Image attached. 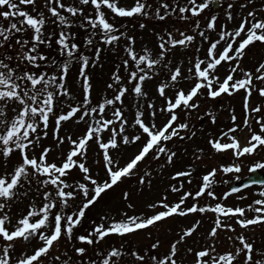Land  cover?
<instances>
[{
  "label": "snow or ice",
  "instance_id": "6c2138e0",
  "mask_svg": "<svg viewBox=\"0 0 264 264\" xmlns=\"http://www.w3.org/2000/svg\"><path fill=\"white\" fill-rule=\"evenodd\" d=\"M43 2L48 8V12L55 18L52 21L53 23L58 20L61 25L71 27L75 21L64 14V11H66L71 17L83 15L82 26L91 27L93 30L100 28L102 32L100 39L106 44L111 45L114 42H118L122 36L126 37L130 42L125 48L129 58L123 60L124 70L127 73V81L125 82V78L120 75V70L117 69L113 74V82L109 85L110 88L116 89L114 96L111 99L105 98L101 102H98L96 106H92L93 84L91 83L90 76L85 71L90 61L87 55H81L79 57L82 61L80 75L83 77L82 88L84 98L76 102L74 106H71L67 112L58 113L56 111L57 104L62 99L72 97L71 90L66 86L69 74L68 62L61 65L60 75L57 76L56 73L49 74L47 71H21L15 67H10L3 60H0V129H2L0 130V155L7 160L15 151H19L21 156V162L13 168L11 173L5 172L3 175H0V199L4 201L0 202V213H3V210L8 206L7 201L19 198L18 189L21 186L22 180L31 184L30 176L36 178L42 187L50 184L55 189L54 192L52 190H45L43 192L45 200L43 205L39 207L35 204L30 205L27 215L18 220L14 230H10L6 226V222L11 224V218L7 213L0 215V237L7 242L0 245V264H10L11 256L9 250L13 248L12 242L14 240L22 238L24 241H28L30 237L36 236L44 242L43 246L37 248L32 255L17 259L16 264H33V262L39 264L40 257L47 255L54 243L60 240L62 234L71 239L74 228L81 224L85 216V210L93 205L102 193L117 185L123 177L133 175L134 169L150 153H154L157 158L160 155H164L171 162L176 153L167 147L166 142L170 141L173 137H178L181 130L189 128L187 121L179 122L178 110L181 108L197 109L199 101L195 98L198 95L204 94L202 90H206L208 96L215 98L221 94H230L239 89H245L244 108L248 110V114L245 117L244 125L249 127L250 131L251 114L264 111V106L261 105L250 107L253 82L251 70L246 73L244 79L234 80V73L240 66L239 61L245 55V49L255 41L264 42V19L250 22L248 17H244L238 28L230 31H221L219 39L210 41L207 56L204 59L197 57L193 66L187 69L188 75L185 76L182 70L183 62L181 61L173 67L172 61L167 59V56L170 48H175L176 46L187 48L191 46L192 42L196 40L195 35L180 32L181 38L177 39L169 32L167 33V39L164 37L159 38L160 51L158 53L154 55L151 49L144 48L141 54L135 50V38L128 36L127 33L118 32L117 26L106 18L105 12L102 10V6H107L108 9L122 17H131L136 14L149 15L146 9H150L152 5L148 4L146 0L145 2L136 0L134 6L130 8L119 6L117 0H80L81 5L91 3L95 7V16L86 15L84 7H78L73 3H65V0H43ZM212 2L213 0H203L202 3H197V0H188L187 4L179 7V12H190L193 16H198ZM21 5L33 6V11H36V0H19V2H16V0H0V6H5L7 9L0 10V17L10 21L7 27L3 23H0V37H3V39H0V45L9 39L13 32L25 33L31 29V48L24 53L23 58L39 68L42 62L48 60V57L38 50L39 46L41 44L51 46V37L56 36V33H50L46 36L45 25L49 21L45 14L37 12L33 15L32 12L28 11L27 8H22ZM160 6L166 10L164 16L168 15V11H175L167 0H162ZM228 7L232 8L233 5L229 4ZM156 14H160L159 7L156 8ZM226 15L229 20L233 18L231 11L227 12ZM248 16L254 17L255 11L250 12ZM161 19H163V16H161ZM216 20L217 17L212 16L207 23V28L214 29L216 27ZM84 21H87V23H84ZM141 27H144V25L141 24ZM194 27L199 29V20L196 21ZM223 27L226 28L227 26ZM95 35L96 32L93 31L87 37L89 44L93 42L92 37ZM199 35L203 39H208L204 31H200ZM74 36L75 33H65V31L61 30L57 38V43L61 46L59 50L61 52L66 51L67 56L71 59H76L74 53L80 47L79 44L70 40V37ZM221 41L224 42L225 46L222 51L217 52V46ZM16 42L21 45L22 49L30 43L28 39L19 38ZM234 45L237 46L234 48ZM96 57L97 59L99 58V49L96 52ZM234 60L236 61L235 65H230L231 70L221 80L215 74L217 66L221 65L222 61ZM161 69H168L169 73L168 79L157 85V92L166 101V105L160 108V111L167 113V121L160 127H157L155 123L156 105L150 101L149 109L152 119L148 122L145 121L143 118L144 111L141 106L137 108L135 119L129 125L122 111L125 96L127 94H134L137 98H147L148 93L144 91V83L146 80L159 75ZM256 72L258 75L255 76V79L264 80V63L259 64ZM193 77L196 78L194 85L185 91L180 86L181 81L192 79ZM230 81H233V83L230 84ZM129 84L132 85L131 88H129ZM214 84L217 86L214 87ZM53 86H55V90ZM169 88L175 90L174 97L168 95L167 90ZM258 92L261 96H264V88H259ZM117 103L121 107H116ZM10 105L13 106L11 111L14 113L11 118L8 115ZM109 106L114 108L112 118H105V112ZM77 114H79V121L86 123L92 121L93 123H89L83 136L77 139H72L71 136H60L62 122L77 117ZM52 119L55 120L53 133L58 138L57 144H63L65 139H67L72 145L66 158L60 164L48 159L49 153L53 150L51 145L44 147L39 157L29 154L30 152H34L42 136H48L47 130ZM212 119L215 121V116H212ZM231 119L233 121L237 119L235 114L232 115ZM116 121H119L118 126L116 125ZM256 122L260 124L261 130L264 131V116H257ZM129 127L134 130V134H128ZM239 127V124H234L227 132L222 133V136H230L231 142L222 143L220 139H214L211 141L213 147L217 151L233 149L236 156H241L245 153H252L258 145L264 146V136L253 132L248 144L242 147L239 140L231 135ZM105 130L109 134L107 140L102 136ZM192 135H195V133L193 132ZM142 138H144V142L138 152L123 167H118L119 162L113 159L110 149H117L121 144H134L141 141ZM93 140L103 150L102 159L109 176V179L102 182L98 181L91 174V169L86 166L89 143ZM221 167L226 173L233 172L234 170L236 172L240 171V166L235 164L230 166L222 165ZM257 168H264V163L253 165L250 170L254 171ZM76 169L82 173L87 181L75 184V189H78L79 192L73 189V185L67 182V177ZM216 171V169H212L203 177V184L195 192V197H201L205 193L210 197H215V192L211 190V186L215 181L210 178L215 177ZM189 174V172L176 173L177 176ZM41 176L44 179H39ZM236 179L239 180L240 177L236 176ZM141 182H144L143 177L141 178ZM251 183L264 184V180L250 181L249 184ZM89 184L92 185L91 196L89 194ZM249 184L232 187L228 192L223 194L224 198H227L232 193L239 192L241 188L248 187ZM172 187L174 191H179L174 185ZM181 187H183L182 184ZM78 195H82L84 198V202L78 211H73L70 215L64 212V208L69 206V198L75 199ZM127 195L125 193L126 197ZM261 195H264V191L261 192ZM192 196L193 193L185 192L178 202L172 204H168L166 199L160 200L149 207L155 209L158 206H162L163 210L157 211L151 216H127L125 214L124 219H113L107 227L103 223L96 225L92 230L95 233V238L89 233L87 235H79L77 239L85 241L88 244H94L98 240H103L109 234H119L121 236L131 234L155 225L157 222H161L172 215L183 216L190 213L212 211L217 214L214 226L209 232V236L213 238L212 243L196 253L194 264H241V254H243L242 264H264V248H257L242 233L236 236L235 239L231 236L228 237L233 244L236 241L240 242V246L236 247L235 252L225 251L223 254L210 255V253L216 252L218 230L235 231L231 223L222 222L221 216L228 219L236 216L237 223L241 227L247 228L250 225L264 223V207L253 209V205H247L246 207L249 210H254L256 215L250 219L246 217L242 218L245 214L244 207H231L222 202L215 205L199 206L198 203H193L190 207L183 206L185 201ZM254 203L264 205V199L255 201ZM33 218L35 219L33 220ZM199 226L200 222L197 221L192 227L183 231L180 239L171 244L168 255L162 258L152 256L151 260L154 264H183L182 261L176 258L178 245L186 237L191 236ZM46 229H51V232L48 233ZM159 245L160 241L156 240L151 247L156 249ZM122 249L123 246L121 248H112L107 254L97 252V256H102L103 258L101 260H92L91 264H120V258L125 255L133 256L141 264H144L146 261V257L137 251L129 253ZM188 251H191V249H188ZM75 252L83 256L87 253V249L85 247H77L75 248ZM55 259L59 260L60 258L56 257ZM63 264H72L71 257L63 261Z\"/></svg>",
  "mask_w": 264,
  "mask_h": 264
},
{
  "label": "rangeland",
  "instance_id": "374dc122",
  "mask_svg": "<svg viewBox=\"0 0 264 264\" xmlns=\"http://www.w3.org/2000/svg\"><path fill=\"white\" fill-rule=\"evenodd\" d=\"M16 2H19V0H16ZM117 2L119 6L130 8L134 6L136 0H117ZM141 2H145V0H141ZM146 2L152 5L150 9H146L149 15L136 14L131 17H122L108 9L107 6H102V10L105 12L106 18L117 26L118 32L127 33L128 36L135 38V50L141 54L144 48L151 49L154 55L158 53L160 51L159 38L164 37L167 39V33L169 32L177 39L181 38L180 32L195 35L196 40L192 42L191 46L187 48L180 46L170 48L167 56V59L172 61L173 67L181 61L183 62L182 70L185 76L188 75L187 69L193 66L197 57L204 59L207 56L210 41L219 39L221 31H230L238 28L244 17H248L250 22L264 19V0H219L220 5L218 8H213L212 2L198 16H193L190 12H179V7L187 4L188 0H167L172 8L175 9V11H168L167 16H164L166 10L160 6L162 0H146ZM202 2L203 0H197V3ZM65 3H73L78 7H84L86 15L95 16L96 14L95 7L91 3L81 5L80 0H65ZM229 4L233 5V7L229 8ZM21 7L27 8L33 15L37 12H43L49 21L45 25V35L56 33V36L51 37V46L41 44L38 49L48 57V60L42 62L41 66L37 68L23 58L24 53L31 48V29L25 33L13 32L12 36L0 45V60H3L10 67H15L21 71H47L49 74L54 72L57 76L60 75L61 65L68 62L69 74L66 86L71 90L72 97L62 99L57 104L56 111L58 113L67 112L71 106H74L76 102L84 98L82 88L83 77L80 75L82 61L79 57L81 55H87L90 61L85 71L90 76L91 83L93 84L92 106H96L98 102H101L105 98L111 99L114 96L116 89L110 88L109 85L112 84L114 79L113 74L117 69L120 70V75L125 78V82L127 81V73L124 70L123 60L129 58L125 48L130 42L126 37L122 36L118 42H114L111 45L106 44L100 39L102 35L100 28L93 30L91 27H84L81 25V21L84 19L83 15L71 17L66 11H64V14L75 21L71 27L61 25L58 20L53 23L52 21L55 18L48 12V8L45 6L43 0H36V11H33V6L21 5ZM158 7L160 8L159 15L156 14V8ZM0 10L7 9L5 6H0ZM229 11L232 12L233 18L231 20L226 15ZM253 11H255V16L249 17L248 14ZM161 16H163V19H161ZM212 16L217 17L216 27L208 29L207 23ZM197 20L200 22L199 29L194 27ZM9 22V20L0 17V23H3L5 27L8 26ZM84 23H87V21H84ZM141 24L144 27H141ZM225 25L227 26L226 28L223 27ZM61 30L65 31V33H75V36L70 37V40L80 45L79 49L74 53L76 59L69 58L66 51L61 52L59 50L61 46L58 45L57 38ZM93 31L96 32V35L92 37L93 42L89 44L87 37ZM200 31H204L208 39H203L199 35ZM18 38L28 39L30 43L22 49L21 45L16 42ZM0 39H3V37H0ZM224 46V42L221 41L217 46V52L222 51ZM236 46L234 45V48ZM98 49L99 58L97 59L96 52ZM235 63V60L222 61L221 65L217 66L215 74L223 80L231 70L230 65H235ZM260 63H264V42L255 41L245 49V55L239 61L240 66L234 73V80L244 79L249 70L253 73L250 107H255L256 105L264 106V96H261L258 92L259 88H264V80L255 79V76L258 75L256 69ZM168 74V69H161L159 75L145 81L144 91L148 93L147 98H137L134 94H127L125 96L122 111L129 125L133 123L136 110L141 106L144 111L143 118L145 121L148 122L152 119L149 109L150 101L156 105L155 123L157 127H160L167 121V113L160 111V108L166 105V101L157 92V85L160 82L166 81ZM195 79L193 77L192 79L182 80L180 86L187 91L194 85ZM229 83L231 84L233 81ZM131 86L129 84V88ZM216 86L214 84V87ZM53 89L55 90V86H53ZM167 91L169 96L174 97V89L169 88ZM202 91H204V94L198 95L195 98L199 101L197 109L181 108L178 110L179 122L187 121L189 128L181 130L178 137H173L170 141L166 142L167 147L176 153L172 161L169 162L164 155H160L157 158L154 153H150L134 169L133 175L123 177L117 185L102 193L100 198L85 210V216L81 224L74 228L71 239L62 234L60 240L54 243L47 255L40 257L39 264H63V261L69 259V257H71L72 264H91L92 260H101L103 258L102 256H97V252L107 254L112 248H121V246H123L122 250L125 252L137 251L141 255H144L146 257L144 264H154L151 260L152 256L162 258L168 255L171 244L180 239L183 231H186L199 221L200 226L196 231L178 245L176 255L177 260L182 261L183 264H194L196 253L212 243L213 238L209 236V232L214 226L217 215L212 211L190 213L183 216L172 215L161 222H157L155 225L131 234L123 236L109 234L103 240H98L94 244L79 241L77 237L91 233L95 238V233L92 230L96 225L103 223L107 227L113 219H124L125 214L127 216H151L155 212L163 210V207L158 206L153 209L149 207L150 205L165 199L168 204L176 203L185 192L193 193V196L185 201L183 205L185 207H190L193 203L205 206L222 202L231 207H244L245 214L242 218L246 217L250 219L256 215L254 210H249L246 207L247 205H253V209L264 207V205L254 203L255 201L264 199V195H261V192L264 191V184L261 186L254 185L237 193H232L227 198L223 196L225 192L230 190L229 187L232 184L238 183L240 179L248 175L253 165L264 163V146L258 145L252 153L236 156L233 149L217 151L211 143L214 139H220L222 143L231 142V137L222 136V133L227 132L234 124H239L240 127L232 132L231 135L239 140L242 147L248 144L253 132L264 136V131L261 130L260 124L256 122V117L264 116V111L251 114L250 131L249 127L244 125L245 117L248 114V110L244 108L245 89H239L230 94H221L215 98L208 96L206 90ZM12 107V105L9 106V118L14 114L11 111ZM116 107H121V105L117 103ZM113 111L114 108L109 106L106 109L105 118H112ZM233 114L237 117L235 121L231 119ZM78 115L68 121L62 122L60 136H71L72 139L83 136L89 123L93 122L88 121L86 123L79 121ZM212 116H215V121H213ZM118 124L119 121H116L117 126ZM54 126L55 120L52 119L47 130L48 136H42L34 152H30L29 154L39 157L41 150L51 145L53 150L49 153L48 159L60 164L66 158L72 145L67 139H65L63 144H57L58 138L53 133ZM193 132L195 135H192ZM128 134H134V130L131 127L128 128ZM102 136L105 140L108 139L109 134L107 130L102 133ZM143 142L144 138L134 144H121L117 149H110L113 159L119 162L117 166L123 167L138 152ZM102 153L103 150L94 140L89 143L86 166L91 169V174L101 182L109 179L104 160L102 159ZM20 162L21 156L19 151H15L7 160L0 155V175H3L5 172L11 173L13 168ZM234 164L240 166L239 172L234 170L233 172L226 173L221 167L222 165L230 166ZM212 169L217 170L215 177L210 178L215 181L211 186V190L216 194L215 197H210L206 193L201 197H195V192L203 184V177ZM259 169L264 173V168ZM177 172H189L190 174L177 176ZM146 173L148 174L146 175ZM236 176H239L240 179L237 180ZM142 177L144 178V182H141ZM29 179L32 181L31 184L22 180L21 186L18 189L19 198L7 201L8 206L3 210V213H7L11 218V224L6 222V226L10 230H14L18 220L27 215L30 205L35 204L37 207L43 205L45 202L43 192L45 190L55 191L54 186L50 184L42 187L36 178L30 176ZM39 179H44V177L41 176ZM67 182L73 185V189H75L76 183L87 181L82 173L76 169L67 177ZM181 184L183 187H181ZM173 185L179 191H174ZM89 188L91 196V184H89ZM75 190L79 192L78 189ZM125 193L128 194L127 197ZM0 202L4 201L0 199ZM83 202L84 198L82 195H78L75 199L69 198V206L64 208V212L70 215L73 211H78ZM3 213H0V215ZM221 219L224 223H231L235 231L218 230L216 252L210 253V255L223 254L225 251L235 252L236 247L240 246V242L236 241L233 244L228 237L231 236L235 239L241 233L250 242H253L257 248H264V223L243 228L237 223L236 216H232L230 219L221 216ZM46 231L50 233L51 229H46ZM156 240L160 241V245L158 248L153 249L151 245ZM5 243L7 242L0 237V245ZM12 243L14 246L9 250L11 256L10 264H16L17 259L32 255L37 248L43 246L44 242L36 236L30 237L28 241L17 238ZM77 247H85L87 253L83 256L77 254L75 252V248ZM188 249H191V251H188ZM56 257L60 259L56 260ZM240 260L242 264L243 254H241ZM33 264H37V262H33ZM120 264H141V262L131 255H125L120 258Z\"/></svg>",
  "mask_w": 264,
  "mask_h": 264
},
{
  "label": "water",
  "instance_id": "95a60500",
  "mask_svg": "<svg viewBox=\"0 0 264 264\" xmlns=\"http://www.w3.org/2000/svg\"><path fill=\"white\" fill-rule=\"evenodd\" d=\"M261 177L257 174L256 171H253L252 175L245 180L242 184H249L250 181H261ZM234 187V186H233Z\"/></svg>",
  "mask_w": 264,
  "mask_h": 264
}]
</instances>
